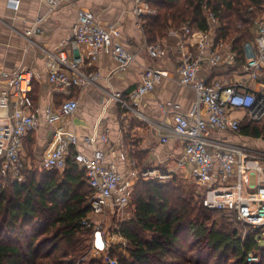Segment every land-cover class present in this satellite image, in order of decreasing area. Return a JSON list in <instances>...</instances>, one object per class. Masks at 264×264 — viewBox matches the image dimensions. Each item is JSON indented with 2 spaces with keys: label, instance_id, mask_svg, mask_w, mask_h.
<instances>
[{
  "label": "built area",
  "instance_id": "built-area-1",
  "mask_svg": "<svg viewBox=\"0 0 264 264\" xmlns=\"http://www.w3.org/2000/svg\"><path fill=\"white\" fill-rule=\"evenodd\" d=\"M41 1L47 5V13L38 17L28 30L17 33L28 47L41 48L46 54L48 81L62 99L57 107L45 109L42 120L30 113L33 72L24 65L9 72L0 70V176L23 182V171L28 166L22 155L24 138L42 123L53 127L59 124L53 131V146L45 153L40 166L46 171H62L71 159L85 171L93 190L90 213L82 222L84 228L92 230L88 254L104 257L107 264L118 263V258L109 257L115 245L122 246V252L127 255L123 250L127 241L119 232L130 193L139 179L167 183L182 176L198 189L197 195L206 209L224 212L240 227L242 239L249 231H264V138L243 136L240 129L244 119L246 123L264 122V12L252 20L253 40L241 44L244 62L232 71L230 78L214 77L205 81L198 77L203 63L211 67H233L238 56L231 42L216 40L220 23L210 11L205 16L208 26L205 31L191 29L185 23L179 28H169L162 40L148 43L144 37V48L152 59L164 53L166 40L174 41L177 84L191 89L195 98L187 114L180 111L178 103L166 101L158 105L162 118L147 117L140 109L144 99L168 77L167 71L149 66L142 68L138 84L131 91H103V105L114 103L123 116H131L153 129L161 144L172 143L179 149L177 155L155 166L151 160L149 166L140 168L133 158L128 163L129 171L121 174L105 162V153L97 147L98 139L110 145L107 134L83 137L91 147L89 156L77 148L79 136L69 129V120L78 108L72 90L97 87L99 75L96 71L86 73L84 61L70 57L66 49L69 43L84 47L89 66L102 54L110 55L118 63L115 71L125 70L135 61L137 53L129 52L122 44L119 23L105 25L84 10L77 11L71 40L64 41L61 49L49 51L41 47L35 38L42 35L43 23L70 0ZM131 1L137 27L144 34L145 17L156 15L154 4L159 0ZM18 5L16 0L11 2L13 9ZM187 46L195 51L184 52ZM240 112L244 116L236 115ZM251 175H255V186L249 185ZM247 260L256 262L258 258L249 253Z\"/></svg>",
  "mask_w": 264,
  "mask_h": 264
},
{
  "label": "trees",
  "instance_id": "trees-1",
  "mask_svg": "<svg viewBox=\"0 0 264 264\" xmlns=\"http://www.w3.org/2000/svg\"><path fill=\"white\" fill-rule=\"evenodd\" d=\"M154 6L156 15L143 23L148 43L185 23L205 31L212 12L220 23L216 40L230 41L238 51L236 64L224 68L230 74L244 62L241 44L253 40L252 20L263 12L264 0H159ZM240 129L243 136L264 138V122L243 121ZM23 176L20 183L0 176V264H107L102 256L83 258L92 230L82 222L93 194L85 171L71 159L62 171L31 161ZM129 206L131 217L119 232L127 255L120 245L109 251L117 264H264V231L242 239L228 215L206 209L185 185L139 179ZM249 253L258 260L248 262Z\"/></svg>",
  "mask_w": 264,
  "mask_h": 264
},
{
  "label": "crops",
  "instance_id": "crops-1",
  "mask_svg": "<svg viewBox=\"0 0 264 264\" xmlns=\"http://www.w3.org/2000/svg\"><path fill=\"white\" fill-rule=\"evenodd\" d=\"M12 1L0 0V70L9 72L24 65L33 72V90L29 95L30 113L43 120L45 109L48 106L57 107L62 96L54 91L48 81L46 54L41 48L28 47L26 40L18 33L28 30L38 17L47 13L48 8L41 0H16L19 5L17 9H13ZM78 10L92 13L96 20L105 25L119 23L122 44L129 52L137 53L135 61L125 70L115 71L118 63L112 56L102 54L95 64L89 66L84 55L86 49L69 43L66 49L68 55L82 59L86 65V73L96 71L99 75L97 87L72 90L73 97L78 100V108L69 120V129L79 136L78 150L87 156L91 155V147L83 141V137L107 134L110 145H105L98 139L97 147L105 153V162L114 166L121 174L129 171L128 163L131 159L135 158L139 162L140 155L147 154L152 161L158 162L177 155L178 147L172 143L161 144L153 129L131 116H123L122 110L114 103L102 104L105 99L103 91H131L138 84L142 68L149 66L167 71L168 77L162 79L153 93L144 99L141 111L147 117L159 120L162 118L159 103L173 101L180 105L182 113L187 114L195 96L191 89L177 84L174 41L166 40L164 53L152 59L144 48L145 35L137 27L131 0H70L47 17L41 27L42 35L35 38L36 43L49 51L61 49L64 41L71 40ZM186 51L195 50L187 46L184 49ZM227 67H211L203 63L198 77L205 81L214 77L230 78L232 72L226 74L224 70ZM262 80L264 81V75ZM58 126L60 125L53 127L42 123L38 130L24 138L22 155L27 164L31 161L41 164L45 153L53 146V131ZM229 138L239 141L236 137Z\"/></svg>",
  "mask_w": 264,
  "mask_h": 264
},
{
  "label": "rangeland",
  "instance_id": "rangeland-1",
  "mask_svg": "<svg viewBox=\"0 0 264 264\" xmlns=\"http://www.w3.org/2000/svg\"><path fill=\"white\" fill-rule=\"evenodd\" d=\"M263 12H264V7H263ZM263 12H260V13H258V15L256 16V18L257 17H261L262 15H263ZM248 18H250V17H248ZM255 19V18H254ZM168 31V30H167ZM167 31H166V34L162 37V38H159V39H157V40H162V39H164L165 37H166V35H167ZM225 42H230V41H225ZM243 112H240V114H241V116H244V113L242 114ZM244 121L246 122V120L244 119ZM139 158V166H140V168H142V167H144V166H149V163H150V161H151V159H150V157H149V155H143V156H139L138 157ZM152 162V161H151ZM158 164V161H153V166H155V165H157ZM172 181H174L175 183H178V184H181V185H185V186H187V187H189L193 192H196V194L198 193V189L197 188H195V186H193L192 184H190V183H188V181L189 180H185V178L184 177H180L179 175L177 176V177H175V179L174 180H172ZM190 182V181H189ZM250 186H255V175H251L250 176V184H249ZM131 207L130 206H128V207H126L125 209H124V214L122 215V216H125L124 217V219L125 220H127V217H131ZM129 219V218H128ZM124 220V221H125ZM113 222H116V220H112ZM236 226H237V228L239 229L240 227L236 224ZM87 252H89V251H87ZM94 255V254H93ZM85 258H89V257H97L96 255H94V256H92V255H89L88 253L87 254H85V256H84ZM83 257V258H84ZM83 260V259H82Z\"/></svg>",
  "mask_w": 264,
  "mask_h": 264
}]
</instances>
